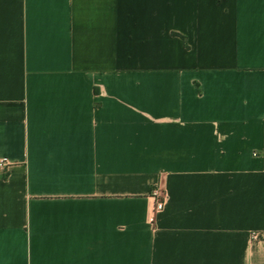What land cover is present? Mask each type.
<instances>
[{
	"label": "crops",
	"instance_id": "0c3cea01",
	"mask_svg": "<svg viewBox=\"0 0 264 264\" xmlns=\"http://www.w3.org/2000/svg\"><path fill=\"white\" fill-rule=\"evenodd\" d=\"M0 157V264H264V0H0Z\"/></svg>",
	"mask_w": 264,
	"mask_h": 264
},
{
	"label": "built area",
	"instance_id": "2783aa9c",
	"mask_svg": "<svg viewBox=\"0 0 264 264\" xmlns=\"http://www.w3.org/2000/svg\"><path fill=\"white\" fill-rule=\"evenodd\" d=\"M11 166V163L3 158L0 157V176H4L8 172V168ZM151 197L154 199V204L148 210V220L152 221L154 215L161 211L164 207L165 201V193L160 190L158 187H154L151 190ZM252 240H258L260 235L258 232H251L250 234Z\"/></svg>",
	"mask_w": 264,
	"mask_h": 264
}]
</instances>
